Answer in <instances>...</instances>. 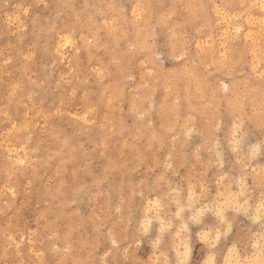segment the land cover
Listing matches in <instances>:
<instances>
[{
	"label": "rangeland",
	"instance_id": "374dc122",
	"mask_svg": "<svg viewBox=\"0 0 264 264\" xmlns=\"http://www.w3.org/2000/svg\"><path fill=\"white\" fill-rule=\"evenodd\" d=\"M0 264H264V0H0Z\"/></svg>",
	"mask_w": 264,
	"mask_h": 264
},
{
	"label": "bare ground",
	"instance_id": "6f19581e",
	"mask_svg": "<svg viewBox=\"0 0 264 264\" xmlns=\"http://www.w3.org/2000/svg\"><path fill=\"white\" fill-rule=\"evenodd\" d=\"M121 8V7H120ZM260 26V25H259ZM258 34V33H257ZM96 37V36H95ZM75 73V72H74ZM185 81V80H184ZM82 99V98H81ZM93 109V108H92ZM145 111V110H144ZM149 112V111H148ZM107 116V115H106ZM139 125V124H138ZM142 127V126H141ZM185 162V161H184Z\"/></svg>",
	"mask_w": 264,
	"mask_h": 264
}]
</instances>
